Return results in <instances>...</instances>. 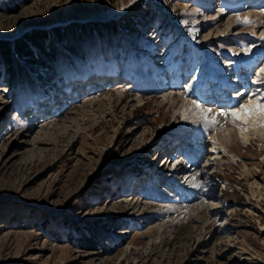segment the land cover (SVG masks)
Returning <instances> with one entry per match:
<instances>
[{
	"label": "rangeland",
	"instance_id": "1",
	"mask_svg": "<svg viewBox=\"0 0 264 264\" xmlns=\"http://www.w3.org/2000/svg\"><path fill=\"white\" fill-rule=\"evenodd\" d=\"M249 1L0 0V264H264V124L198 115L264 97Z\"/></svg>",
	"mask_w": 264,
	"mask_h": 264
},
{
	"label": "snow or ice",
	"instance_id": "2",
	"mask_svg": "<svg viewBox=\"0 0 264 264\" xmlns=\"http://www.w3.org/2000/svg\"><path fill=\"white\" fill-rule=\"evenodd\" d=\"M238 22L250 24L252 21L248 17H237ZM260 73H264V68L260 69V72L257 73L259 76ZM192 104L196 108H200L201 105L198 101L193 100ZM212 112L211 109H207L203 114L202 119L208 123L210 127L214 126L218 121L216 116H223V117H232L233 124H236L238 121L240 122H247L249 119L256 118L257 122L260 124H264V97L256 96L253 99L252 96H249V102L247 104H241L237 108H233L230 111L221 110L215 115H209Z\"/></svg>",
	"mask_w": 264,
	"mask_h": 264
},
{
	"label": "bare ground",
	"instance_id": "3",
	"mask_svg": "<svg viewBox=\"0 0 264 264\" xmlns=\"http://www.w3.org/2000/svg\"><path fill=\"white\" fill-rule=\"evenodd\" d=\"M249 3H252L251 2V0L249 1ZM252 5V4H251ZM249 6V5H248ZM253 6V5H252ZM251 6V7H252ZM250 7V6H249ZM263 33H264V31H263ZM120 86V85H119ZM119 86H117L118 88H120ZM181 100V101H180ZM181 102V108L182 109H186V108H188V107H192L193 106V104H192V101L191 100H185V99H183L182 97H181V99L180 98H178V97H171L170 98V102L172 103V104H175L176 102ZM249 102V99L247 100V101H245V103L244 104H247ZM205 109L203 110V109H200L199 110V112H200V114H198L199 116H202L203 117V114L205 113ZM198 113V112H197ZM215 114H217V113H215V112H213V114L212 115H215ZM224 118L225 117H223V116H219V115H217L216 116V119H217V121H223L224 120ZM232 118V117H231ZM227 120V119H226ZM229 120H231V119H229ZM230 122V121H229ZM229 122H227V124H229ZM255 121L254 120H252V119H249L248 121H247V123H254ZM232 123V122H231ZM228 127H230L229 125H228ZM239 134L241 135V137L243 138V140H246V141H248V139L250 138L249 136V134L247 133V132H243V129H239ZM255 132L256 133H260V132H264V128H257L256 130H255ZM219 138H220V140H221V142H222V144L223 145H225L226 147H227V149L228 148H230L231 147V142H230V140L227 138V137H225L224 136V134L222 135V134H219V136H218ZM218 150H219V146H214V145H212V144H210L209 145V148H208V151L209 152H211V155H212V157L213 158H215L217 155H219L218 154ZM168 160V159H167ZM166 166V165H165ZM197 174H199L198 172H195L194 173V175H192L191 176V180L192 181H194L195 180V178H196V176H197ZM211 195L212 196H215L214 195V193H211ZM218 207H217V205L214 207V210L215 209H217Z\"/></svg>",
	"mask_w": 264,
	"mask_h": 264
},
{
	"label": "trees",
	"instance_id": "4",
	"mask_svg": "<svg viewBox=\"0 0 264 264\" xmlns=\"http://www.w3.org/2000/svg\"><path fill=\"white\" fill-rule=\"evenodd\" d=\"M41 37V36H40ZM43 35H42V39H43ZM31 39H33V38H31ZM33 40H35V39H33ZM32 41V40H31ZM3 42H5V43H7L6 41H3V40H0V48H1V50H0V64L2 65V67L3 68H5V69H7L9 72L12 70V69H16V67H18V70H20V72H17V73H15V72H13V74H12V78L13 79H16V77H18V75H21L22 74V71H21V66H20V64L18 63H14V59H12V56H11V53H9L8 51H7V48L9 47V46H4V44H3ZM7 45V44H6ZM20 45H22V44H16V46H15V48H16V54L18 53V54H20V56H25V55H34V54H32L33 52H32V50L31 49H29L28 47V49L27 50H22L21 48H19V46ZM25 45V44H24ZM24 45H22V46H24ZM25 47V46H24ZM41 60H43V61H45L44 60V58H42ZM13 63V64H12Z\"/></svg>",
	"mask_w": 264,
	"mask_h": 264
}]
</instances>
